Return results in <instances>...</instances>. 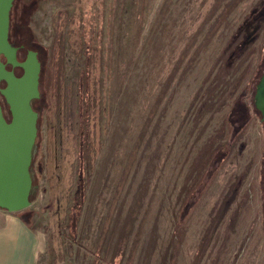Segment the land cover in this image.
I'll use <instances>...</instances> for the list:
<instances>
[{"label":"rangeland","instance_id":"1","mask_svg":"<svg viewBox=\"0 0 264 264\" xmlns=\"http://www.w3.org/2000/svg\"><path fill=\"white\" fill-rule=\"evenodd\" d=\"M28 32L38 264H264V0H37Z\"/></svg>","mask_w":264,"mask_h":264},{"label":"water","instance_id":"2","mask_svg":"<svg viewBox=\"0 0 264 264\" xmlns=\"http://www.w3.org/2000/svg\"><path fill=\"white\" fill-rule=\"evenodd\" d=\"M14 0H0V95L8 106L9 121L0 106V209L19 212L29 205L30 165L37 138V114L31 102L38 98L40 65L35 53L29 52L18 62L16 48L8 42L9 16ZM5 59V63L2 62ZM6 65L19 67L15 77ZM253 103L264 123V71L255 87Z\"/></svg>","mask_w":264,"mask_h":264},{"label":"trees","instance_id":"3","mask_svg":"<svg viewBox=\"0 0 264 264\" xmlns=\"http://www.w3.org/2000/svg\"><path fill=\"white\" fill-rule=\"evenodd\" d=\"M36 8H37V0H30L28 3H26L25 0H14L9 16V32H8V42L12 47L16 48L18 60L22 61L26 57V54L28 52H33L36 54V58L41 66L39 73V82H38L39 96L37 99L31 102V108L37 114V138L32 149V160L29 169L30 177H31V191L28 200H32V198L36 193V178L33 173L32 165L35 160L38 147L40 145L39 130H40V122L42 119V106L44 103L43 102L44 97L41 92V85H42V73H43L42 60L45 56V50L35 42L33 36H31L30 33L28 32V23L30 17L35 12ZM7 69H9V67ZM14 73L17 77H19L22 71L21 69L17 68L14 70ZM4 85L5 83L2 82L0 87L3 88ZM1 107L3 106L1 105ZM256 112L260 116L257 110ZM5 118L7 121H9V116L6 115ZM249 118H250L249 108L246 107L243 103L236 102L234 104V107L231 111L229 118V122L233 126L234 133L239 132L242 129L243 125L247 122V120H249Z\"/></svg>","mask_w":264,"mask_h":264},{"label":"crops","instance_id":"4","mask_svg":"<svg viewBox=\"0 0 264 264\" xmlns=\"http://www.w3.org/2000/svg\"><path fill=\"white\" fill-rule=\"evenodd\" d=\"M45 238L21 215L0 209V264H38Z\"/></svg>","mask_w":264,"mask_h":264},{"label":"flooded vegetation","instance_id":"5","mask_svg":"<svg viewBox=\"0 0 264 264\" xmlns=\"http://www.w3.org/2000/svg\"><path fill=\"white\" fill-rule=\"evenodd\" d=\"M28 53H29V52H28ZM28 53H27V54H28ZM27 54H26V56H27ZM35 56H36V54H35ZM16 58H17V52H16ZM36 59H37V58H36ZM17 61H18V62H22V61H19L18 58H17ZM37 61H38V60H37ZM2 62L5 63V59H4V58H3V61H2ZM39 65H40V64H39ZM8 67H9V69H7ZM17 68H19V67H11L10 65H6V69H7L8 71H12L15 77H17V76L15 75L14 70L17 69ZM19 69H21V68H19ZM21 71H22V70H21ZM21 74H22V73H21ZM20 76H21V75H20ZM20 76H19V77H20ZM38 82H39V80H38ZM4 87H5V85H4ZM4 87H3V88H4ZM0 96H2V95H0ZM1 98H3V97H1ZM0 106H1V105H0ZM6 106H7V104H6ZM7 107H8V106H7ZM1 108H2V110L4 111V107H1Z\"/></svg>","mask_w":264,"mask_h":264}]
</instances>
